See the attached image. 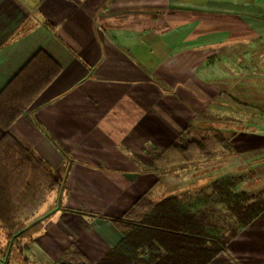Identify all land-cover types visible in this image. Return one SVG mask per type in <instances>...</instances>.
<instances>
[{
	"label": "crops",
	"instance_id": "1",
	"mask_svg": "<svg viewBox=\"0 0 264 264\" xmlns=\"http://www.w3.org/2000/svg\"><path fill=\"white\" fill-rule=\"evenodd\" d=\"M215 2L0 0V248L12 225L53 264H97L123 239L112 218L147 192L181 194L156 196L170 147L211 101ZM229 140L264 151V135ZM209 264H264V211Z\"/></svg>",
	"mask_w": 264,
	"mask_h": 264
},
{
	"label": "rangeland",
	"instance_id": "2",
	"mask_svg": "<svg viewBox=\"0 0 264 264\" xmlns=\"http://www.w3.org/2000/svg\"><path fill=\"white\" fill-rule=\"evenodd\" d=\"M213 1L217 2L212 8L219 7L218 3L223 2L225 11H217L212 15L215 16L212 17L215 18L214 23L204 25L210 29V33H215L216 46L207 49L206 66L201 67L208 84L204 90L211 101L199 111L201 114L197 117L201 119L197 127L201 131L211 128L223 131L226 138L230 133L241 130L264 135V0ZM199 12L201 20L208 15L207 10ZM200 32L201 36L204 35L205 29ZM222 36L226 38L224 41L219 40ZM195 107L201 108L197 104ZM206 148L205 152L209 154L195 147L190 160H184L172 152L173 155L167 158L178 161L177 166L162 170L167 172L168 177L164 178L162 190L157 189L156 196L161 191H178L182 194L193 190L197 192L204 187L209 188L206 191L210 194L213 182L232 177L240 180L235 187H227L228 193H245L253 201L264 200V151L237 155L234 150L221 146ZM211 154L219 155L216 161H212L215 157H209L213 156ZM208 159L212 161L210 165L202 163ZM208 208L214 210V221L221 226L232 229L238 225L227 203L211 202ZM20 230L9 233L10 238L17 242L0 248V262L53 264L35 248L23 246L22 241L27 233ZM0 238L4 239V236ZM81 264L91 263L85 260Z\"/></svg>",
	"mask_w": 264,
	"mask_h": 264
},
{
	"label": "trees",
	"instance_id": "3",
	"mask_svg": "<svg viewBox=\"0 0 264 264\" xmlns=\"http://www.w3.org/2000/svg\"><path fill=\"white\" fill-rule=\"evenodd\" d=\"M5 134L0 130V140ZM226 137L223 131L212 128L201 131L189 126L170 149L184 160L191 159L195 147L207 154L206 147L234 150ZM239 180L232 177L217 180L210 194L207 187L197 192L171 194L161 200H154L149 192L143 194L130 210L111 219L121 228L123 239L97 264H209L226 249L232 237L264 211V200L253 201L245 193L227 192V187H235ZM54 186L50 184L51 188ZM211 202L227 203L238 225L227 229L215 222L214 210L208 208ZM9 228L15 232V227Z\"/></svg>",
	"mask_w": 264,
	"mask_h": 264
},
{
	"label": "flooded vegetation",
	"instance_id": "4",
	"mask_svg": "<svg viewBox=\"0 0 264 264\" xmlns=\"http://www.w3.org/2000/svg\"><path fill=\"white\" fill-rule=\"evenodd\" d=\"M60 263H62V264H71V263H69V262H65V261H62V262H60Z\"/></svg>",
	"mask_w": 264,
	"mask_h": 264
},
{
	"label": "water",
	"instance_id": "5",
	"mask_svg": "<svg viewBox=\"0 0 264 264\" xmlns=\"http://www.w3.org/2000/svg\"><path fill=\"white\" fill-rule=\"evenodd\" d=\"M57 264H62V263H57Z\"/></svg>",
	"mask_w": 264,
	"mask_h": 264
}]
</instances>
